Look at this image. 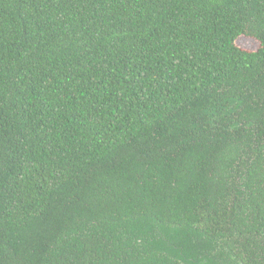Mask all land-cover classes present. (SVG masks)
<instances>
[{
  "label": "trees",
  "instance_id": "1",
  "mask_svg": "<svg viewBox=\"0 0 264 264\" xmlns=\"http://www.w3.org/2000/svg\"><path fill=\"white\" fill-rule=\"evenodd\" d=\"M0 264H264V0H0Z\"/></svg>",
  "mask_w": 264,
  "mask_h": 264
},
{
  "label": "rangeland",
  "instance_id": "2",
  "mask_svg": "<svg viewBox=\"0 0 264 264\" xmlns=\"http://www.w3.org/2000/svg\"><path fill=\"white\" fill-rule=\"evenodd\" d=\"M236 44L240 46L241 48L248 49V50H256L259 45L256 39L246 37V36L238 37Z\"/></svg>",
  "mask_w": 264,
  "mask_h": 264
}]
</instances>
